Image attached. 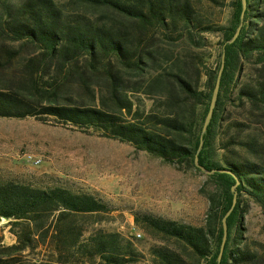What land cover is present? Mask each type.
Listing matches in <instances>:
<instances>
[{
    "label": "trees",
    "instance_id": "obj_1",
    "mask_svg": "<svg viewBox=\"0 0 264 264\" xmlns=\"http://www.w3.org/2000/svg\"><path fill=\"white\" fill-rule=\"evenodd\" d=\"M226 2L223 23L214 10ZM242 11L241 0H0L1 119L53 120L177 169L204 174L198 158L215 171L204 174L215 188L205 226L134 214L161 244L150 250L157 264H217L237 183L220 264H264V245L253 250L244 238L249 202L264 212V0H247L243 22ZM205 35L217 37L213 51ZM164 40L195 52L161 54ZM223 54L218 102L198 154ZM145 79L146 92L162 95L163 112L146 114L134 100ZM229 101L248 113L244 121L227 123ZM115 211L57 180L0 182V220L15 238L0 243V264H141L132 239L100 228Z\"/></svg>",
    "mask_w": 264,
    "mask_h": 264
},
{
    "label": "rangeland",
    "instance_id": "obj_2",
    "mask_svg": "<svg viewBox=\"0 0 264 264\" xmlns=\"http://www.w3.org/2000/svg\"><path fill=\"white\" fill-rule=\"evenodd\" d=\"M68 1L56 0L61 5ZM214 12L226 23L230 16L228 3ZM205 38L209 44L208 52L213 51L211 47L217 37L205 35ZM158 45L161 54L170 52L174 57L193 51L182 42L168 45L164 40ZM254 68L251 65L247 70L249 78ZM146 84L147 79L142 81L134 100L146 114L163 112L162 95L146 92ZM227 108V123L244 121L248 114L242 112L237 101H229ZM27 154L41 159V165L30 164L25 158ZM52 180L75 191L94 194L111 205L116 211L106 217L100 228L132 239L143 255L141 264H157L150 256V250L161 244L136 225L134 214L146 213L203 227L209 210L207 197L215 190L206 175L177 169L145 152L136 151L127 143L84 133L53 120L43 123L34 118H0V182L47 184ZM244 228V238L250 248L263 251L264 212L253 202H249ZM0 243L4 246L15 244L7 222L2 220ZM37 256V253L30 255L25 262L35 260Z\"/></svg>",
    "mask_w": 264,
    "mask_h": 264
},
{
    "label": "water",
    "instance_id": "obj_3",
    "mask_svg": "<svg viewBox=\"0 0 264 264\" xmlns=\"http://www.w3.org/2000/svg\"><path fill=\"white\" fill-rule=\"evenodd\" d=\"M242 2V14H241V21H244V17H245V12L247 10V0H241ZM242 29V24L239 26V28L237 29L236 34L234 35V37L227 43L229 45L234 44L237 39L239 38L240 32ZM224 60H225V55L223 54V60H222V65H221V69L219 71L218 74V78L215 84V88L213 91V95H212V100H211V104L209 107V111L208 114L206 116L205 122H204V126H203V130H202V135H201V140H200V148L198 150V154L200 153V151L202 150V147L204 145V136L207 133L208 127L211 124L213 115H214V111L215 108L217 106V102H218V97H219V92H220V87H221V79H222V75H223V71H224ZM195 165L196 167H198L204 174L206 175H212L215 173V171H207L205 168L201 167L199 165V161L198 158L195 159ZM223 173V172H222ZM239 183H237V185L233 188V192H234V200H233V206L231 208V210L227 213V215L225 216V218L223 219V229H224V235H223V241H222V245H221V249L218 255V259H217V264H220L222 259H223V254H224V250H225V246H226V242H227V238H228V226H227V219L231 216L236 204H237V193H236V187L238 186Z\"/></svg>",
    "mask_w": 264,
    "mask_h": 264
},
{
    "label": "built area",
    "instance_id": "obj_4",
    "mask_svg": "<svg viewBox=\"0 0 264 264\" xmlns=\"http://www.w3.org/2000/svg\"><path fill=\"white\" fill-rule=\"evenodd\" d=\"M25 158H26V160H27L30 164H32V165L35 166V167L40 166L41 163H42V160H41V159L36 158V157L33 156V155H28V154H27V155L25 156ZM137 238L140 239V238H141V235H137Z\"/></svg>",
    "mask_w": 264,
    "mask_h": 264
}]
</instances>
